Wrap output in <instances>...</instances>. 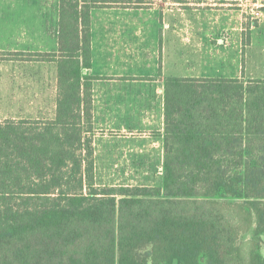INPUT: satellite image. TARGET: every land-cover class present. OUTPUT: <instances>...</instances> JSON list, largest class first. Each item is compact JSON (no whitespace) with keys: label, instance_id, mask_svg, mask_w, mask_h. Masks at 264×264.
<instances>
[{"label":"trees","instance_id":"16d2710c","mask_svg":"<svg viewBox=\"0 0 264 264\" xmlns=\"http://www.w3.org/2000/svg\"><path fill=\"white\" fill-rule=\"evenodd\" d=\"M96 1L59 0L57 53L9 54L56 63V98L0 121V264H264V78H167L162 185L96 186Z\"/></svg>","mask_w":264,"mask_h":264},{"label":"rangeland","instance_id":"374dc122","mask_svg":"<svg viewBox=\"0 0 264 264\" xmlns=\"http://www.w3.org/2000/svg\"><path fill=\"white\" fill-rule=\"evenodd\" d=\"M100 1L121 8H138L146 21L164 20L173 24L178 71L184 72L188 66L190 72L196 73L239 74L238 62L243 61L246 76L264 78V0H177L176 4H162L158 0ZM58 2L0 0V50L51 49L55 42ZM240 22L252 28L249 35L248 27H243L245 37H251L244 51L239 43L240 35L243 37ZM240 56L244 57L240 60ZM54 83L52 65L0 62V121L8 117H50ZM31 105L44 106L38 110L42 113ZM105 139L98 141L94 156L96 186L162 185L163 157L154 155L155 150L140 153L128 150L133 146L127 139L116 136ZM149 143L142 142L138 148H150ZM255 237L250 230L240 241L246 244ZM257 238L264 257V234Z\"/></svg>","mask_w":264,"mask_h":264},{"label":"crops","instance_id":"0c3cea01","mask_svg":"<svg viewBox=\"0 0 264 264\" xmlns=\"http://www.w3.org/2000/svg\"><path fill=\"white\" fill-rule=\"evenodd\" d=\"M158 1L162 4H176L177 2V0ZM89 13L91 64L83 69V74L90 77L91 81L94 156L99 140L116 136L131 141L133 147L128 150L140 151V153L155 150L154 155L164 157L165 81L167 78L240 77L242 70L245 77H252L245 75L243 61L238 62L239 74L196 73L190 72L188 66L184 72L178 71L176 68V34L172 31L175 30L174 25L164 20L146 21L138 8H121L98 0L93 3ZM58 19L59 2L55 42L51 49L0 50V62L47 64L55 68L51 116L26 118L51 119L54 117L56 63L12 60L9 59V54L15 52L57 53ZM243 27L244 22H240L241 34ZM248 27L249 30L252 29L251 26L248 25ZM242 38L240 35L241 50L243 48ZM241 57L244 56H240V60ZM36 101L41 102L38 98ZM30 103H33L32 99ZM40 106L31 105L30 107L38 111L44 107ZM38 112L42 113V111ZM142 142H150V148L144 146L138 148ZM120 149L126 151V148Z\"/></svg>","mask_w":264,"mask_h":264}]
</instances>
